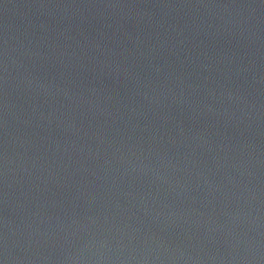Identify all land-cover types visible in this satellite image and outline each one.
Masks as SVG:
<instances>
[{
  "label": "water",
  "instance_id": "obj_1",
  "mask_svg": "<svg viewBox=\"0 0 264 264\" xmlns=\"http://www.w3.org/2000/svg\"><path fill=\"white\" fill-rule=\"evenodd\" d=\"M0 264H264V0H0Z\"/></svg>",
  "mask_w": 264,
  "mask_h": 264
}]
</instances>
